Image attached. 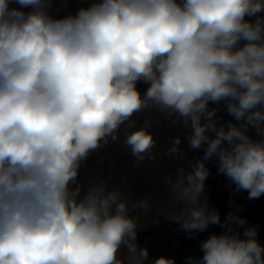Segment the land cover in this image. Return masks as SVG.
<instances>
[{"label":"clouds","instance_id":"1","mask_svg":"<svg viewBox=\"0 0 264 264\" xmlns=\"http://www.w3.org/2000/svg\"><path fill=\"white\" fill-rule=\"evenodd\" d=\"M79 2L60 16L55 0H0V264H175L137 242L153 209L189 237L221 227L186 264H264L258 226L221 220L205 191L214 158L236 191L264 195V0ZM144 110L182 124L203 157L167 176L155 204L108 178L82 182L122 126L137 162L154 159L151 120L132 119ZM181 143L167 154L183 159Z\"/></svg>","mask_w":264,"mask_h":264},{"label":"crops","instance_id":"2","mask_svg":"<svg viewBox=\"0 0 264 264\" xmlns=\"http://www.w3.org/2000/svg\"><path fill=\"white\" fill-rule=\"evenodd\" d=\"M52 11L55 15L63 14L66 11L63 0H55ZM145 90L139 91L143 94ZM132 119L135 121L136 128L143 126L146 120H151L148 131L153 134L156 141V147L151 153L154 159L146 157L142 162H137L136 158L131 155L130 149L123 143L127 129L126 126H122L117 140L113 141L109 138L106 144L91 153L87 160L82 163L79 179L82 182H86L90 177L108 178L111 185L122 186L131 200L147 198L155 204L167 192L168 185L164 182L167 176L174 175L176 169L180 166L190 170L191 163L195 159V150L188 147L186 139L187 129L182 124L172 123L171 119L156 110H144L137 113ZM250 135L256 137V133L252 130H250ZM176 136L182 137L180 148L186 153L183 159H176L167 154V149ZM216 169L218 170L217 163ZM229 199L233 202L236 200L232 199L230 195ZM215 208L219 210L221 220L230 211H235L240 216L246 213V209L234 206H230L227 209L222 207ZM131 214L137 215V212L134 211ZM165 221L166 219L155 209L140 213L139 223L143 227L138 232L156 227L158 229L155 236H163L165 238L174 228L173 222L165 225L167 223ZM214 226L216 230H221L219 225ZM155 241L156 243L150 245L149 253L153 259L163 257L168 249L162 243V251L160 247L161 241ZM138 244L146 248L145 244L140 242ZM123 251L124 249L122 248L121 255H123ZM183 262L186 264V260Z\"/></svg>","mask_w":264,"mask_h":264},{"label":"trees","instance_id":"3","mask_svg":"<svg viewBox=\"0 0 264 264\" xmlns=\"http://www.w3.org/2000/svg\"><path fill=\"white\" fill-rule=\"evenodd\" d=\"M82 6L79 0H67L66 11L60 16L75 13L78 8ZM147 84H144L138 90H145L147 88ZM221 121H227L232 119L226 113V111L221 110L218 113ZM203 157V150H195V159H200ZM206 165L209 169V175L207 180L205 181V191L208 197V201L210 206L218 207V208H228L230 206L239 207L241 209H246V213L242 215V217L246 218L248 222V226L256 225L258 226V239L262 244H264V195H262L258 199H249L248 193L246 191L235 190V185H230L227 178L218 172L216 169L215 159L209 160L206 162ZM236 199L234 202L229 199ZM238 204V205H237ZM221 206V207H220ZM225 218V217H224ZM167 222V223H166ZM165 225L171 223V221H165ZM173 230L165 236V238L155 236L158 228L153 227L151 229L140 231L137 233V242L145 244L147 250L150 253V245L156 243L155 240L161 241L160 245L163 243L168 247L166 253L163 257L174 259L175 264H184L186 257L189 256H200L201 249L200 243L205 240L212 233H219L222 231L216 230L215 226H210L206 231L196 233L192 237H189L187 233L180 230L178 224L173 223ZM242 231V229H240ZM163 251V245L160 246Z\"/></svg>","mask_w":264,"mask_h":264},{"label":"water","instance_id":"4","mask_svg":"<svg viewBox=\"0 0 264 264\" xmlns=\"http://www.w3.org/2000/svg\"><path fill=\"white\" fill-rule=\"evenodd\" d=\"M145 83L144 82H140L137 84V88L140 89Z\"/></svg>","mask_w":264,"mask_h":264}]
</instances>
